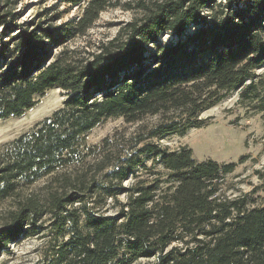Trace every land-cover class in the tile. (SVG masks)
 Instances as JSON below:
<instances>
[{
  "label": "trees",
  "instance_id": "obj_1",
  "mask_svg": "<svg viewBox=\"0 0 264 264\" xmlns=\"http://www.w3.org/2000/svg\"><path fill=\"white\" fill-rule=\"evenodd\" d=\"M60 2L84 8L54 27L22 28L16 14L0 13V120L22 116L50 89L66 94L0 147V202L49 179L3 215L0 256L42 236L37 264H264V202L254 195L264 183L234 197L222 192L245 157L198 160L191 148L160 142L200 126L229 91L264 106L256 73L264 66V0L142 5L141 18L92 52L68 43L112 0ZM167 33L176 39L162 41ZM109 118L135 129L87 146ZM89 157L95 170L77 172Z\"/></svg>",
  "mask_w": 264,
  "mask_h": 264
},
{
  "label": "rangeland",
  "instance_id": "obj_2",
  "mask_svg": "<svg viewBox=\"0 0 264 264\" xmlns=\"http://www.w3.org/2000/svg\"><path fill=\"white\" fill-rule=\"evenodd\" d=\"M161 0H112L99 19L84 36L76 37L68 43L70 48L95 51L103 43H108L122 33L132 21L143 16L142 5L153 6ZM221 0H217L219 2ZM141 6V7H140ZM84 5H70L60 0H0V13L16 14L17 25L22 28L60 26L73 17H78ZM56 15V16H55ZM54 16V19H53ZM2 29L0 28V32ZM6 36L9 39L12 35ZM176 36L167 33L162 41L175 40ZM264 83V66L256 71ZM66 99L65 91L50 89L38 98V102L22 116L0 120V147L20 134L31 130L40 120L62 106ZM203 123L192 127L182 134H172L160 140L161 144L171 149L191 148L198 160L213 159L218 162H234L245 157L236 170L228 175L222 184V192L230 197L248 193L264 183V106L258 101L242 100L239 89L226 93L215 106L201 114ZM135 126L124 120L109 118L94 128L85 139L87 146H98L102 140L120 131L119 135L129 134ZM77 172L95 170L89 161ZM49 179H43L31 188L20 191L16 197L0 202V222L8 210L14 207L18 198L46 189ZM129 184V182H127ZM256 204L264 202V192L258 190ZM124 200L125 197L120 198ZM115 210H112V212ZM46 238L35 236L23 239L18 244H11L10 250L0 256V264H37L46 247ZM153 259L141 258L134 264H152Z\"/></svg>",
  "mask_w": 264,
  "mask_h": 264
}]
</instances>
